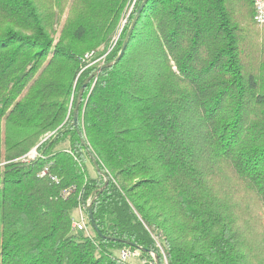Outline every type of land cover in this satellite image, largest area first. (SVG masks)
<instances>
[{"label":"trees","instance_id":"1","mask_svg":"<svg viewBox=\"0 0 264 264\" xmlns=\"http://www.w3.org/2000/svg\"><path fill=\"white\" fill-rule=\"evenodd\" d=\"M60 2L0 0V264H264L254 1Z\"/></svg>","mask_w":264,"mask_h":264},{"label":"built area","instance_id":"2","mask_svg":"<svg viewBox=\"0 0 264 264\" xmlns=\"http://www.w3.org/2000/svg\"><path fill=\"white\" fill-rule=\"evenodd\" d=\"M253 1H254V20L259 25H262L264 24V0H253ZM35 154H36V151L34 150V152L31 151L27 156L28 157L34 156ZM24 159L27 160V158H24ZM42 175H44V173ZM69 194H70L69 190L63 191L64 197L68 196ZM73 227L75 229L83 230L84 228H86L85 219L82 217L80 222L74 221ZM121 255L124 260L131 261L133 257H139L140 252L139 250L138 251L123 250L121 252Z\"/></svg>","mask_w":264,"mask_h":264},{"label":"rangeland","instance_id":"3","mask_svg":"<svg viewBox=\"0 0 264 264\" xmlns=\"http://www.w3.org/2000/svg\"><path fill=\"white\" fill-rule=\"evenodd\" d=\"M68 2H69V0H68ZM61 2H60V0H53V4H52V8H53V11H54V13L56 12L57 14L56 15H59L60 13V7L61 6H63L62 4H60ZM69 4V3H68ZM68 4H67V6H68ZM66 6V7H67ZM133 6H134V4L131 6V8L129 9V13H128V15H127V17L131 14V12H132V10H133ZM65 7V8H66ZM67 10H68V8L67 9H65V11L64 12H62V14H61V17H59L60 18V20H59V18H58V16L56 17V21H58V25L56 26V28L54 29L55 30V32H53V34L54 35H56L57 34V32H58V30L60 29V25L65 21V19H66V17H67ZM126 20L127 19H125V21L123 20V22H122V24L121 25H124L125 23H126ZM119 32H121V31H119ZM120 34V33H119ZM118 40V38L116 39V41ZM32 152H34V149L32 150ZM82 217L85 219V222H86V228H85V232L87 233V234H90V235H92V234H94V229H93V227H92V225L88 222V219H87V216H86V214L83 212L82 213ZM75 220L76 221H78V222H80L81 221V214L79 213V211H75ZM131 261H133L135 264H140V258L139 257H133L132 259H131Z\"/></svg>","mask_w":264,"mask_h":264},{"label":"water","instance_id":"4","mask_svg":"<svg viewBox=\"0 0 264 264\" xmlns=\"http://www.w3.org/2000/svg\"><path fill=\"white\" fill-rule=\"evenodd\" d=\"M147 1H148V0H144V2H143V4H142V6H141L139 12H138L137 15H136L135 20L138 18L139 14H140V12H141V10H142V8H143V6L147 3ZM135 20H134V21H135ZM99 71H100V70H98V72H99ZM98 72H97V73H98ZM83 89H84V86L81 88L80 96H79L78 102H77L76 107H75V110H74V123H75V124H77V119H78V109H79V104H80V101H81V97H82ZM90 216H91V213H90ZM157 264H159V263H157Z\"/></svg>","mask_w":264,"mask_h":264}]
</instances>
